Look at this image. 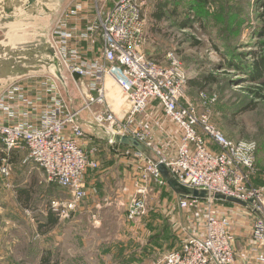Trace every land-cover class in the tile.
Returning a JSON list of instances; mask_svg holds the SVG:
<instances>
[{
	"label": "built area",
	"instance_id": "2783aa9c",
	"mask_svg": "<svg viewBox=\"0 0 264 264\" xmlns=\"http://www.w3.org/2000/svg\"><path fill=\"white\" fill-rule=\"evenodd\" d=\"M94 2V22L85 27L72 23L89 8L86 1L79 2L67 7L52 38L86 107L111 135L107 143L117 144L122 155L143 162L159 189L170 186L158 168L163 163L180 185L209 194L206 199L185 193L180 196L181 207L200 209L202 226L152 264H236L234 222L228 210L221 212L215 206L212 196L216 194L246 204L250 213L245 216L252 225L245 251L252 256L248 264H264V187L253 185L256 141L229 138L211 122L209 114L200 113L186 97L189 76L176 46L160 59L146 53L145 9L149 0H113L108 8L100 0ZM107 79L128 103L121 115L109 104L117 101L109 98ZM24 86L14 84L8 98L0 101V178L11 180L14 156L21 149L27 150V159L40 166L47 181L64 192L63 198L50 199L49 211L68 218L89 195L86 179L100 167L99 141L75 121L53 78ZM200 95L207 103L215 100L205 91ZM99 106L102 109L95 111ZM150 107L160 109L163 121L178 129L174 151L168 152L155 141L147 112ZM116 134L135 137L149 152L115 142L112 136ZM145 176L135 181L129 219L138 218L147 207Z\"/></svg>",
	"mask_w": 264,
	"mask_h": 264
},
{
	"label": "rangeland",
	"instance_id": "374dc122",
	"mask_svg": "<svg viewBox=\"0 0 264 264\" xmlns=\"http://www.w3.org/2000/svg\"><path fill=\"white\" fill-rule=\"evenodd\" d=\"M85 1L90 3V9L94 8V0H71L68 7ZM100 2L108 8L113 0ZM170 2L176 9L175 15L182 16L180 20L195 15V22L187 31L180 30L178 18L157 22L153 16L155 0H149L147 16L151 44L148 49L162 54L174 46L180 48L176 53H180L189 76L186 97L200 113L209 114L211 122L229 138L256 141L258 155L253 185L264 187V84L262 80H256L252 72L254 62L264 56V0ZM89 8L86 7L87 12ZM4 38L0 30V40ZM45 77L48 76H26L11 86H33L35 80ZM109 81L106 80L109 98L117 100V103L109 104L121 115L123 112L118 105H124L122 93ZM11 86L0 94V101L8 98ZM203 91L215 100L205 102L200 95ZM94 109L98 111L102 107ZM97 138L100 167L92 172V176L102 179L106 173L105 186L112 184L122 188L124 184L128 185L131 176L127 163L120 161L122 147L107 143L100 136ZM171 148L174 146L168 145V152ZM27 154V150L21 149L13 159L10 181L0 178V264H152L178 248L189 233L202 226L200 209L181 207L180 198L175 201L177 194L170 186L159 193L153 183L154 177L147 169H143L148 186L147 207L138 218L129 219L127 215L132 197L120 206L124 209H118L111 217L106 211L91 218L72 215L58 217L54 226H45L50 199L63 198L64 192L47 181L43 169L27 159ZM132 172L134 179L139 171L137 175ZM215 206L221 212L223 209L232 212L233 207H240L241 214H230L237 221L239 217L244 220L245 212L250 213L246 206L231 200L216 199ZM250 221L248 224L252 227ZM122 235L128 239L137 238L131 255L144 254V260L127 255L114 256L110 250L118 245Z\"/></svg>",
	"mask_w": 264,
	"mask_h": 264
},
{
	"label": "water",
	"instance_id": "95a60500",
	"mask_svg": "<svg viewBox=\"0 0 264 264\" xmlns=\"http://www.w3.org/2000/svg\"><path fill=\"white\" fill-rule=\"evenodd\" d=\"M71 0H0V94L17 80L26 76L53 78L64 95L65 102L74 114L75 121L90 135L108 141L107 134L86 107L85 101L65 66L53 38V30ZM29 71V72H27ZM112 139L120 144L148 153L145 144L132 136L116 134ZM158 168L169 185L193 198L206 199L207 191H198L180 185L172 179L166 166ZM218 200L244 203L226 195L212 196Z\"/></svg>",
	"mask_w": 264,
	"mask_h": 264
},
{
	"label": "crops",
	"instance_id": "0c3cea01",
	"mask_svg": "<svg viewBox=\"0 0 264 264\" xmlns=\"http://www.w3.org/2000/svg\"><path fill=\"white\" fill-rule=\"evenodd\" d=\"M86 3L88 5L90 4L87 1H86ZM148 6H149V4H148ZM148 6L145 9V17H146V21H147V29H146L147 42L145 44L144 49H145L146 53L148 55H150L151 57L160 59L165 55V53L161 54L157 51H154V49H148L150 44H151V39H150L151 38V35H150L151 30H149V27H148V16H147L148 15ZM89 7H90V5H89ZM155 11H156V3H155ZM155 11L153 12V16H154ZM96 15H97V11L94 8L90 9L89 12L83 11L79 14V16L77 17L76 20L72 21V23L78 25L79 27H85L89 22H94L96 20V18H97ZM155 19L157 22H163V21L167 20V19H164L162 21H158L156 17H155ZM180 30H182V29H180ZM154 48H156V47H154ZM108 81H109V79H108ZM109 82L112 83L113 81L110 80ZM121 103H124V105L123 106L118 105V109H120L121 112H124L128 108V103L126 102L124 96L121 97ZM147 112H148V114L150 113L149 114V116L151 118L150 119V122H151L150 126L152 127L153 136H154L155 141L157 143L163 145L164 149H167L169 144H171V146H174L175 139L179 137L178 129H176L169 122H167L166 119L163 121V116H162L160 109H158L156 107H150L147 110ZM157 122H159V123L163 122L165 125L162 126L161 123H160V125H155V123H157ZM170 150L174 151L172 148ZM15 157H17V154L14 156V158ZM120 161L127 163V167L130 170L131 180H129L127 182L128 185L124 184L123 185L124 187L121 186L122 188H119V187L115 188L112 184L105 186L103 183H104V178H105L106 173H104V176L102 177V179H101V177L99 179L98 177L92 176L93 171H91L88 174L87 179H86V182H87V185L89 188V195L79 205L78 209L73 214V216H79L80 218H88V217L91 218V216L98 217V216H101V214H103V212L105 214V211H106V214L108 212V216L111 217V216H113V214L117 213L118 209H124L120 206L124 205L127 201H130V199L134 196L135 191H136L135 190V181H137V180L142 181V175H144L143 169L145 167V164L143 162L140 163L134 157H127L124 155H121ZM131 170L134 171V174H136V175L138 174L137 172L139 171L138 176H135L134 179L132 178L131 173L133 174V172ZM106 172H107V170H106ZM170 187L175 190V192L177 194V195H175V201H178L180 196H181L180 194H183V193L178 192V190L172 186H170ZM157 189H158V192L161 193L160 191H162V190L159 189V187H157ZM103 194H106V195L111 194V196L108 198L102 197ZM114 202H120L121 204L119 205L118 203H114ZM232 202H236L237 204H240L243 207L246 206V204L241 203V202H237V201H232ZM232 210H233L232 212L229 211V215L232 213H237L238 215L242 213L240 207H237V208L233 207ZM230 217L232 218V221L234 222L233 226H234V230L236 231V234H237V239H236L237 262H236V264H248V261L251 260L252 256L250 258V255L248 253H246L245 251H246V245L248 242V238L251 235V229H250L251 226L248 224V221L245 222V220H247L245 214H244V220H243V217H241V218L239 217L238 221L235 219L234 216L230 215ZM159 221H160V219H159ZM143 227H144V225H143ZM127 228H128V225H127ZM123 236L124 235H122V237H120L122 239H119L118 245H114L112 247V249L110 250L111 252L114 253V256L115 257L116 256L125 257L127 255V257H131V258H134L137 260H144V254L142 256H139V257H136V255H131L132 252L135 251V248H133L132 246L136 245L137 238L131 237L128 239V238H125ZM121 252H123V253H121ZM150 261H151V259H150Z\"/></svg>",
	"mask_w": 264,
	"mask_h": 264
},
{
	"label": "trees",
	"instance_id": "16d2710c",
	"mask_svg": "<svg viewBox=\"0 0 264 264\" xmlns=\"http://www.w3.org/2000/svg\"><path fill=\"white\" fill-rule=\"evenodd\" d=\"M156 11L154 13V16L157 18L158 21H162L164 19L169 18H178L177 24H179L180 29H189L192 27L193 22H195V15L194 16H188L184 20H180V17H177L175 15L176 9L173 8V4L170 2V0H156ZM199 22V20H196ZM177 50H180V48H177ZM180 54V53H179ZM181 56V55H180ZM253 75L256 80H262L264 84V56H261L258 58L253 65ZM19 153V152H18ZM17 153V155H18ZM58 222V217L54 214V212L49 211L48 212V223L45 226H54Z\"/></svg>",
	"mask_w": 264,
	"mask_h": 264
}]
</instances>
